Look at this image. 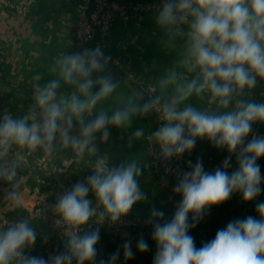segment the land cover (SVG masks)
<instances>
[{
  "label": "clouds",
  "instance_id": "9594fccd",
  "mask_svg": "<svg viewBox=\"0 0 264 264\" xmlns=\"http://www.w3.org/2000/svg\"><path fill=\"white\" fill-rule=\"evenodd\" d=\"M155 20L168 31L186 27L187 45L179 64L195 75L188 79L172 72L160 81L167 98L153 95L109 115L98 105L118 87L111 75L103 74L111 57L99 45L61 55L51 69L55 78L34 85L27 112L0 117V179L15 180V167L5 159L14 146L51 154L59 143L83 157L85 152L97 151V138L108 140L110 126L129 127L134 116L155 111L161 124L149 138L159 146L163 159L190 155L198 140H207L228 155L213 172L205 171L197 159L195 164L188 162L189 170L177 173L173 192L181 200L170 220L164 219L162 210L151 209L147 223L152 225L156 245L152 264H264V201L256 203L255 216L230 221L200 247L189 234L213 206L234 194L247 204L264 193L258 163L264 159V135L254 131L255 125H264V101L251 99V90L264 81V0H162ZM61 81L74 89L70 95L59 93ZM206 93L215 102V110L187 103ZM93 113L97 114L89 118ZM144 135L140 128L133 133L137 139ZM233 156L236 168L229 172ZM141 174L135 160L113 166L97 157L93 174L77 181L51 206L58 222L71 229L65 250L47 259L28 254L38 236L33 223L28 218L8 220L0 224V264H116L120 250L107 260H97L100 227H91V222L114 225L145 200ZM6 198L20 205L15 191ZM122 249L125 260L134 257L131 240H125ZM148 249L143 237L137 240L139 253Z\"/></svg>",
  "mask_w": 264,
  "mask_h": 264
},
{
  "label": "crops",
  "instance_id": "0c3cea01",
  "mask_svg": "<svg viewBox=\"0 0 264 264\" xmlns=\"http://www.w3.org/2000/svg\"><path fill=\"white\" fill-rule=\"evenodd\" d=\"M11 1L30 5V13L25 17L13 10H0V91L9 94L5 113L18 115L26 113L32 104L34 85L44 84L55 78L51 69L56 66L57 59L61 55L76 52L69 44L73 35L76 9L74 0ZM156 16L148 13L137 14L132 15L127 24L117 22L107 40L105 55L110 56L109 62L116 65L146 96L161 94L167 98L160 87L162 78L172 72L188 79L195 74L186 72L179 64L187 45L186 27L180 32L175 29L171 31L161 29L156 23ZM103 74L111 75L118 87L111 98L98 105L99 109L110 115L112 111L127 103L141 104L133 92L114 74L107 70ZM37 75L41 77L39 81L34 79ZM73 90L71 86L61 81L58 91L63 96H68ZM168 91L170 92L171 88ZM251 99L257 102L264 101V81H258L256 87L251 90ZM187 103L202 109H216L215 102L207 93L202 97L193 96ZM96 114L93 113L89 118H94ZM137 128L143 129L145 133L139 139L133 136ZM157 128L156 119H152L148 113L136 115L129 127L110 126L108 140L102 142L97 138L95 141L97 151L91 154L85 152L83 157L78 156L70 146L64 148L59 143L54 146L51 154L40 149L33 152L14 146L5 159L15 167V180L9 183L0 179V224L5 218L13 220L27 216L21 202L28 201L34 187L32 177L35 172L46 167L50 170L61 169L65 171L64 177L83 181L88 175L93 174L97 157H103L113 166L135 160L142 168V174L138 179L146 199L135 204L126 218L136 217L147 221L151 209L155 207L164 212L165 220H170L179 198L173 192V187L167 186L161 174L155 173L151 166L153 159L158 166H163L167 162L162 158L159 146L149 138L150 133ZM254 131L264 135V125H255ZM76 132L74 128L73 134ZM194 151L196 161L200 159L202 163L209 158L220 162L228 155L226 150H217L207 140H198ZM258 163L264 175V159ZM235 168L233 156L229 172ZM10 191H15L20 196V205L12 204L6 198ZM89 198L95 202L94 194L89 193ZM258 201H264V193L251 203H244L239 194H234L225 203L213 206L204 219L195 228L190 229L189 234L193 236L196 246L200 247L214 239L217 231L225 228L230 221L255 216V205ZM46 207L47 210H51L49 205ZM30 221L38 233L36 243L55 234L50 230L46 220L34 218ZM189 222L191 223V218ZM151 234L152 225L148 223L144 229L126 231L116 240L106 236L97 248L98 257L107 260L112 253L120 250L116 264H152L156 245L151 239ZM141 237L149 245L146 253H139L136 250V242ZM125 240L132 242L134 257L130 260H125L123 256L122 245Z\"/></svg>",
  "mask_w": 264,
  "mask_h": 264
},
{
  "label": "built area",
  "instance_id": "2783aa9c",
  "mask_svg": "<svg viewBox=\"0 0 264 264\" xmlns=\"http://www.w3.org/2000/svg\"><path fill=\"white\" fill-rule=\"evenodd\" d=\"M74 2L76 9L74 30L77 40L85 48L95 41L93 49L99 45L106 52L108 47L107 40L117 22L127 24L131 16L137 14L148 13L157 15L162 0L151 2H140L138 0H74ZM0 10H13L18 15L25 17L30 13V5L29 3L17 4L11 0H0ZM149 97L151 96L148 95ZM156 116L157 126L159 127L161 121L158 113H156ZM9 154L10 152L8 156ZM224 160L216 162L212 158H209L203 163V167L205 171L213 172L217 167L223 166ZM189 161L192 164L196 162L194 149L190 155L185 153L179 159L173 157L167 160L163 166H158L156 160L153 159L151 166L155 173L161 174L167 186L173 187L177 182V173L189 170ZM64 175L65 171L61 169L50 170L49 167L35 172L32 177L34 187L28 196V201L26 203L24 201L21 202L23 209L27 212V216L24 218H28L29 220L34 218L44 219L48 222L50 230L55 233L54 235H49L43 241L35 242L33 248L27 250L30 255L42 256L47 259L50 255L57 253L53 247L56 243H60L65 247V240L71 229L58 222L59 218L51 206L56 202L60 194L71 189L79 180L64 177ZM177 196L180 201L181 197L179 195ZM47 205L51 207V210L46 209ZM7 222V218L2 220V224ZM146 226H148L147 221L136 217H125L123 221L114 225L105 222L103 226H100L94 221L91 222V227H100V240L96 245L97 248L103 243L106 235L116 240L128 230H142ZM88 230L90 229H85V231ZM97 260H99V257H97Z\"/></svg>",
  "mask_w": 264,
  "mask_h": 264
},
{
  "label": "water",
  "instance_id": "95a60500",
  "mask_svg": "<svg viewBox=\"0 0 264 264\" xmlns=\"http://www.w3.org/2000/svg\"><path fill=\"white\" fill-rule=\"evenodd\" d=\"M69 44L76 52L85 49L75 36L74 26H73V35L71 36ZM106 70L114 74L119 80H121V82H123L129 88V90H131V92H133V94L140 100L141 104L143 102H146L148 96H146L145 93L137 85H135L131 80H129L127 76H125L116 65H113L111 62H108ZM138 93L140 95H137ZM148 114L150 115V117H152V119L154 118V120L156 119L157 121V116L155 111L149 112Z\"/></svg>",
  "mask_w": 264,
  "mask_h": 264
},
{
  "label": "trees",
  "instance_id": "16d2710c",
  "mask_svg": "<svg viewBox=\"0 0 264 264\" xmlns=\"http://www.w3.org/2000/svg\"><path fill=\"white\" fill-rule=\"evenodd\" d=\"M138 1H140V2H149L150 1L151 2V1H155V0H138ZM94 45H95V41L90 43L86 47V49H93ZM8 100H9V94L0 91V117H2L3 114H5V111H4L5 110V105L7 104ZM128 231H132V230H128ZM106 236H108V235H106ZM53 247H54V250L57 253L65 250V247L62 244H60V243H56Z\"/></svg>",
  "mask_w": 264,
  "mask_h": 264
}]
</instances>
